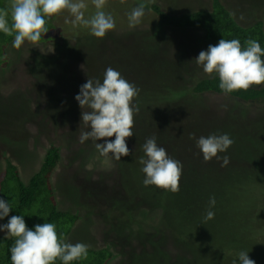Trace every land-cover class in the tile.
Segmentation results:
<instances>
[{
	"label": "rangeland",
	"instance_id": "obj_1",
	"mask_svg": "<svg viewBox=\"0 0 264 264\" xmlns=\"http://www.w3.org/2000/svg\"><path fill=\"white\" fill-rule=\"evenodd\" d=\"M114 1L104 7L116 26L103 38L70 33L72 17L64 10L51 17L57 27L52 40L5 46L0 179L8 158L27 184L54 144L60 149L51 175L57 206L79 215L66 242L108 247L113 257L107 264H232L241 250L264 264V102L192 92L196 81L216 75L204 73L195 58L218 42L200 27L159 26L150 7L154 2L180 14L210 10L212 0ZM220 1L240 26L256 20L264 26V0ZM141 4L145 14L130 26L129 13ZM108 67L139 89L133 136L126 138L130 154L121 160L100 155L91 138L79 141L88 130L81 112L90 109H81L75 96L88 78L102 82ZM210 133H228L234 141L218 153L229 157L226 166L205 161L196 146ZM153 136L183 164L178 191L143 184L142 145ZM103 139L114 136L97 142ZM213 196L215 215L205 220Z\"/></svg>",
	"mask_w": 264,
	"mask_h": 264
},
{
	"label": "clouds",
	"instance_id": "obj_2",
	"mask_svg": "<svg viewBox=\"0 0 264 264\" xmlns=\"http://www.w3.org/2000/svg\"><path fill=\"white\" fill-rule=\"evenodd\" d=\"M106 0H92L96 9L94 15L85 17L87 5L85 0H13L11 4V24L9 13L0 11V32L11 35L15 33L13 47L20 48L25 40L36 44L42 35L49 31L46 19L64 10L71 15L73 25H84L92 35L103 38L109 30L115 28L111 13L103 9ZM145 14L143 4L137 5L129 13V25L141 22ZM264 48L256 39H249L242 47L239 39L221 38L217 44H210L201 50L195 61L206 74L215 73L219 77V88L223 94L238 90H247L251 85L264 83ZM139 93L134 83L127 81L119 71L108 67L103 74V81L88 78L80 85L75 100L81 109L87 106L89 111L81 112V120L87 127L82 131L79 141L84 143L92 139L102 156L121 160L128 156L130 149L126 138L133 136L134 114L139 107L133 98ZM114 139H103L102 138ZM234 143L228 133H210L196 139V146L205 161L216 158L222 160L221 166L229 163L227 155L220 157ZM144 156L140 157L141 171L145 174L143 184L178 191L183 164L167 154L164 147L157 144L156 137L147 138L142 145ZM216 204L215 197H210L209 210L204 217L210 220L215 213L211 210ZM14 205L10 200L0 198V220L8 217L6 223H0V232L5 237L14 238L10 247L12 264H55L59 259L62 264L87 257L88 245L82 242H66L62 234L58 237L57 226L52 222L37 223L28 227L24 215H11ZM232 264H255L248 252L241 250L238 259Z\"/></svg>",
	"mask_w": 264,
	"mask_h": 264
},
{
	"label": "trees",
	"instance_id": "obj_3",
	"mask_svg": "<svg viewBox=\"0 0 264 264\" xmlns=\"http://www.w3.org/2000/svg\"><path fill=\"white\" fill-rule=\"evenodd\" d=\"M108 4L114 0H106ZM13 0H0V11L9 13L8 20L11 24V4ZM93 3H86L88 16L94 15L96 10L89 9ZM210 10L196 9L180 14L167 12L158 3H151V9L157 14L159 26L175 27H200L205 31V36L213 41L224 39H239L242 47L249 39H256L264 48V26L262 20L254 21L250 26H240L230 15L228 9L220 0H212ZM104 11L107 13V10ZM46 26L49 31L42 35L40 41L52 40L57 32V27L51 22V18L46 19ZM80 24H70L66 29L70 33L90 32L89 29L81 30ZM91 33V32H90ZM15 33L8 35L0 32V64L6 61L5 46L12 43ZM264 59V56H262ZM192 92L212 91L222 93L219 88V77L209 76L196 81L191 88ZM232 97L243 101L264 102V83L260 86H250L247 90H238L230 94ZM60 159V149L52 144L47 148L43 161L39 169L32 174L29 182L25 184L20 176L19 169L10 159L6 158V165L3 177L0 179V198L10 200L14 207L10 211L11 215H24L26 225L33 227L37 223L52 222L57 226L58 237L62 234L63 239L69 234L72 226L79 220V215L69 209H60L57 206L54 188L51 182V175ZM8 217L3 221L6 223ZM14 244V238L0 235V264H12L10 260V247ZM113 257V253L108 247L94 248L88 246V255L85 258L70 262V264H107ZM55 264H62L57 259Z\"/></svg>",
	"mask_w": 264,
	"mask_h": 264
}]
</instances>
